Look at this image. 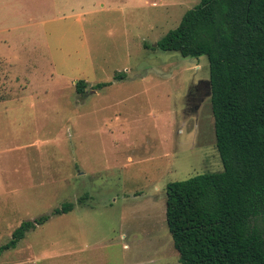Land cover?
<instances>
[{
    "label": "rangeland",
    "instance_id": "rangeland-1",
    "mask_svg": "<svg viewBox=\"0 0 264 264\" xmlns=\"http://www.w3.org/2000/svg\"><path fill=\"white\" fill-rule=\"evenodd\" d=\"M200 1L0 0V246L75 205L0 264H181L167 186L223 163L208 58L158 43Z\"/></svg>",
    "mask_w": 264,
    "mask_h": 264
},
{
    "label": "trees",
    "instance_id": "trees-1",
    "mask_svg": "<svg viewBox=\"0 0 264 264\" xmlns=\"http://www.w3.org/2000/svg\"><path fill=\"white\" fill-rule=\"evenodd\" d=\"M158 47L208 58L223 163L221 172L167 186V224L181 264H264V0H201ZM87 87L83 80L76 85L79 94ZM74 209L65 203L23 222L0 256Z\"/></svg>",
    "mask_w": 264,
    "mask_h": 264
},
{
    "label": "flooded vegetation",
    "instance_id": "flooded-vegetation-1",
    "mask_svg": "<svg viewBox=\"0 0 264 264\" xmlns=\"http://www.w3.org/2000/svg\"><path fill=\"white\" fill-rule=\"evenodd\" d=\"M204 88L209 90V93H207V95L210 94L211 86H210V83H208V82H201L199 85L192 88L188 94L189 95L188 97L191 98L192 101H199L200 102V104L196 105V107H195L197 109H199L201 104L204 102V98H199V99L197 98V93L202 94L201 90Z\"/></svg>",
    "mask_w": 264,
    "mask_h": 264
},
{
    "label": "water",
    "instance_id": "water-1",
    "mask_svg": "<svg viewBox=\"0 0 264 264\" xmlns=\"http://www.w3.org/2000/svg\"><path fill=\"white\" fill-rule=\"evenodd\" d=\"M155 47H157V45H155ZM210 86H211V84H210Z\"/></svg>",
    "mask_w": 264,
    "mask_h": 264
},
{
    "label": "crops",
    "instance_id": "crops-1",
    "mask_svg": "<svg viewBox=\"0 0 264 264\" xmlns=\"http://www.w3.org/2000/svg\"><path fill=\"white\" fill-rule=\"evenodd\" d=\"M38 2V1H37ZM38 4V3H37Z\"/></svg>",
    "mask_w": 264,
    "mask_h": 264
}]
</instances>
